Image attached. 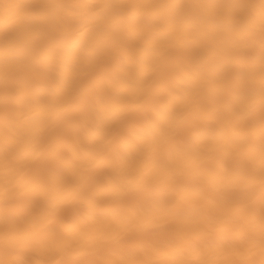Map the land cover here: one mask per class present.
Here are the masks:
<instances>
[{"label":"bare ground","instance_id":"bare-ground-1","mask_svg":"<svg viewBox=\"0 0 264 264\" xmlns=\"http://www.w3.org/2000/svg\"><path fill=\"white\" fill-rule=\"evenodd\" d=\"M0 264H264V0H0Z\"/></svg>","mask_w":264,"mask_h":264}]
</instances>
